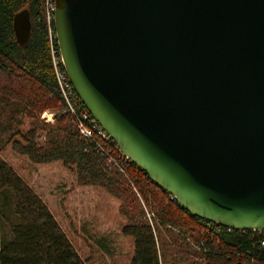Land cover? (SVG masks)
Returning <instances> with one entry per match:
<instances>
[{"label":"water","instance_id":"obj_1","mask_svg":"<svg viewBox=\"0 0 264 264\" xmlns=\"http://www.w3.org/2000/svg\"><path fill=\"white\" fill-rule=\"evenodd\" d=\"M81 103L190 214L264 230V0H54ZM28 40V9L13 16Z\"/></svg>","mask_w":264,"mask_h":264},{"label":"trees","instance_id":"obj_2","mask_svg":"<svg viewBox=\"0 0 264 264\" xmlns=\"http://www.w3.org/2000/svg\"><path fill=\"white\" fill-rule=\"evenodd\" d=\"M22 9H28L30 32L26 43L19 44L12 23ZM48 27L44 0H0V150L11 145L35 163L61 161L75 169L82 183L100 186L119 199L125 218L121 232L132 238L134 247L128 264H264L258 231L227 228L190 214L132 161L126 177L134 181L137 193L125 175L106 169L94 142L80 137L58 89ZM50 28L58 49L53 20ZM45 109L54 112L53 124L40 120ZM25 119L29 125L22 129ZM98 141L120 154L113 140ZM142 198L155 210L154 217L147 215ZM188 225L197 232L194 246L204 240L206 251H197L206 263L183 255L191 251L188 242L181 239L174 245L177 237L170 235L169 240L162 233L164 226ZM0 264H85L47 205L1 158Z\"/></svg>","mask_w":264,"mask_h":264},{"label":"rangeland","instance_id":"obj_3","mask_svg":"<svg viewBox=\"0 0 264 264\" xmlns=\"http://www.w3.org/2000/svg\"><path fill=\"white\" fill-rule=\"evenodd\" d=\"M39 118L46 124H53L55 121L54 112L49 109L41 112ZM28 125L29 120L25 119L22 129H26ZM0 158L43 200L85 264L130 262L134 251L133 240L121 232L125 218L120 212L119 199L100 186L82 183L75 169L63 165L61 161L35 163L26 155L14 151L11 145L0 150ZM142 200L140 202L145 211L154 217L155 210L143 198ZM188 227L164 226L162 233L169 240L170 235L176 236V242L168 241L174 242V245L179 244L181 239L188 242L191 251L188 249L189 254L183 255L206 263V259L201 258L194 246L196 229Z\"/></svg>","mask_w":264,"mask_h":264},{"label":"built area","instance_id":"obj_4","mask_svg":"<svg viewBox=\"0 0 264 264\" xmlns=\"http://www.w3.org/2000/svg\"><path fill=\"white\" fill-rule=\"evenodd\" d=\"M44 1H45V18L49 26L48 33L50 39V55H51L52 67L58 89L63 97L64 103L66 104L68 113L73 123L75 124L80 137L84 140L93 141L96 149L100 152L101 155L105 157L106 169H117L119 173L125 175L126 177L127 169L130 166L129 161L131 160L127 156H125L122 152H120V154H114L112 148L110 147L106 148L100 144L98 139L107 142L112 140L111 137L107 134L106 131H104L101 128V126L93 118L90 112L85 107L83 106L81 107V105H79L75 99L77 94L75 93L74 88L65 70L64 63L59 52V48L56 49L53 46L54 34L51 31L50 23L54 17L55 1L54 0H44ZM44 120L48 121L47 118H45ZM126 178L128 179L129 185L137 193V189L135 187L134 181L130 179L128 176ZM169 200L171 201L175 200V196L169 194ZM147 215L149 216L151 214L147 212ZM253 231L259 232V234L261 235L259 244L261 246H264V230H253ZM203 244H204V240L202 239L198 244L197 243L195 244L196 246L195 248L198 251L204 252L206 250L203 249ZM240 264H255V261L251 260L249 263L244 261Z\"/></svg>","mask_w":264,"mask_h":264}]
</instances>
